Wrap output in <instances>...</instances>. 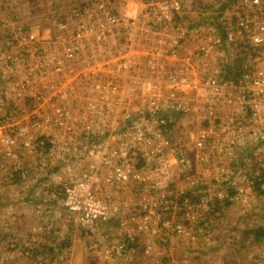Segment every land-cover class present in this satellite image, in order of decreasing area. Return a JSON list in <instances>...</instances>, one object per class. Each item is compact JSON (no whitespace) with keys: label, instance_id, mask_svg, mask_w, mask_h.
<instances>
[{"label":"built area","instance_id":"obj_1","mask_svg":"<svg viewBox=\"0 0 264 264\" xmlns=\"http://www.w3.org/2000/svg\"><path fill=\"white\" fill-rule=\"evenodd\" d=\"M18 25L0 46V164L25 179L28 153L46 172L36 213L74 214L90 251L180 247L186 264L227 209L264 213V0H69Z\"/></svg>","mask_w":264,"mask_h":264},{"label":"crops","instance_id":"obj_2","mask_svg":"<svg viewBox=\"0 0 264 264\" xmlns=\"http://www.w3.org/2000/svg\"><path fill=\"white\" fill-rule=\"evenodd\" d=\"M20 7H23L22 4ZM9 27L10 25H3L0 28V37ZM1 133L0 130V136ZM21 172L15 166L12 169L0 164V264H28L25 249L34 251L38 264H58L56 248H62L64 243L58 245L54 235L44 238L30 235V223H36L38 219L34 212L36 201L30 194L29 186L32 181L24 179ZM222 216L223 214L219 221H223ZM229 216L239 218L245 224L239 228L232 227L237 222L231 226L218 225V240L213 244L211 252L200 251L191 257L189 264H264V236L257 240L254 233H250L253 229L264 228V213H234ZM70 235L73 237V245L66 264H186L180 247L156 248L152 256L143 254L129 259L113 253L117 240H103L99 248L90 251V243L86 241L83 232L73 228ZM25 243L27 247H24Z\"/></svg>","mask_w":264,"mask_h":264},{"label":"rangeland","instance_id":"obj_3","mask_svg":"<svg viewBox=\"0 0 264 264\" xmlns=\"http://www.w3.org/2000/svg\"><path fill=\"white\" fill-rule=\"evenodd\" d=\"M68 2L69 0H0V28H3V25H10L9 29L4 32V35L0 37V46L3 44L4 38L9 35L13 31V29H16L18 26H21L18 24L29 25L32 28L33 32L42 30L43 27H46L49 25V23H51L53 11L55 9L62 8ZM21 4L23 7H20ZM1 107L2 106L0 105V113H2ZM21 157V165L27 170V176L25 179H28L29 182L32 181L31 185L29 186V189L31 191L30 194H32L34 188L38 186V182L40 180H43V178H45V176L47 175L46 172H43V170L39 171L40 167H36V165L33 163L34 160H31L30 154L23 153V156ZM3 162L6 165L8 164L10 168H14V165L10 163L11 161L6 160ZM27 163L29 165H27ZM31 165H33V168H28L32 167ZM36 204L37 201L34 205L35 207ZM35 207L34 212L38 219L36 223H30L32 224V226H30V235H36V237L42 236V238L48 235H54L56 237V243L58 245H62L64 243L62 248H56V257H58V255L61 253V251L66 245H73V237L70 235L71 230L74 228L78 232H82V228L76 227L75 217L72 213L63 212L64 210L62 211V213H36ZM234 213L239 212L236 209H227L225 213H222V218L224 217L223 221H219L221 217L216 220L215 230H218V225L221 227H224V225L231 226L232 224H234V222H237V225L234 224L232 225V227L238 226L239 228L241 225L245 224L239 218L234 219V217L229 216ZM47 214L50 215L47 216ZM227 219L229 224L226 225ZM109 226L111 227V224H108V227ZM105 227L107 228V225ZM62 229L64 230L62 231ZM26 242L29 243L30 241ZM211 250L212 249L204 251L210 253ZM29 251L30 253H25V257L28 261V264H38L39 260L35 259L36 255L34 251H31L30 249ZM204 251H202L201 253H203ZM35 252L37 255L39 254L36 250ZM153 254L154 253L148 254V256H152ZM70 255L71 254H69L68 258L61 264L68 263ZM188 261L191 262V258H189Z\"/></svg>","mask_w":264,"mask_h":264},{"label":"trees","instance_id":"obj_4","mask_svg":"<svg viewBox=\"0 0 264 264\" xmlns=\"http://www.w3.org/2000/svg\"><path fill=\"white\" fill-rule=\"evenodd\" d=\"M250 233H254V238L259 240L261 239V236H264V228L260 227V228H256L250 231Z\"/></svg>","mask_w":264,"mask_h":264}]
</instances>
